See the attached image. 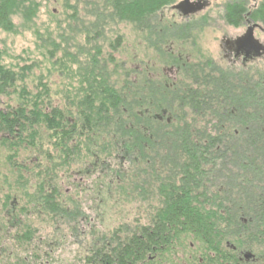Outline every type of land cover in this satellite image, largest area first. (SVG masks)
Listing matches in <instances>:
<instances>
[{"label": "trees", "instance_id": "trees-1", "mask_svg": "<svg viewBox=\"0 0 264 264\" xmlns=\"http://www.w3.org/2000/svg\"><path fill=\"white\" fill-rule=\"evenodd\" d=\"M79 1L93 19L83 22L78 7L71 8L67 20L84 23L75 55L70 38L52 40L48 32L35 31L53 66L48 76L74 79L73 89L55 97L48 77L33 73L40 62L21 68L0 62V146L8 160L21 150L34 155L29 163L11 164L16 183L28 193L27 206L52 222L69 216L71 201L62 196L61 180L64 175L69 181L72 166L90 158L79 173L107 171L97 177V185L108 183L113 192L103 207L109 200L156 202L148 204L143 222L119 226L102 237L103 246L93 241L88 264L147 260L148 252L160 253L164 245L170 261L188 244L184 259L247 264L241 251L264 250V72L252 69L254 64L226 67L177 51L190 39L191 23H163L159 13L176 0ZM223 10L228 25L240 27L249 18L264 28V0L250 9L229 2ZM39 11L36 0H0V31L12 33L16 18L33 24ZM121 22L133 25L153 47L148 67L146 61L133 70L118 56L123 37L109 38L105 30ZM171 66L177 79L156 71ZM1 193L0 227L5 215L17 216L15 195L9 189ZM82 219L79 211L71 219L78 225L73 234L80 232ZM196 241L193 250L189 242ZM260 255L263 260L264 252ZM256 259L251 264H260Z\"/></svg>", "mask_w": 264, "mask_h": 264}, {"label": "rangeland", "instance_id": "rangeland-1", "mask_svg": "<svg viewBox=\"0 0 264 264\" xmlns=\"http://www.w3.org/2000/svg\"><path fill=\"white\" fill-rule=\"evenodd\" d=\"M40 4V11L38 13L37 19L33 24H23L16 18V27L12 33L0 31V50L3 53L1 63L9 65H21L19 68L24 67L27 62L32 64L35 62H40L35 66L34 75L44 74L46 78L48 77L51 84L52 93L56 96H61L63 91H69L73 89V84L71 82L74 79H66L64 77H59L56 72L48 76L49 70L54 72L51 61H47L46 50H43L41 44L38 43L35 31L38 30L42 34H46L51 37L52 40H56L59 35L61 37L68 38L71 40L70 52L75 55L76 50L73 48L82 42L83 37L80 35L82 30L81 24L83 22L87 23L89 19H93L90 10H84L85 5L79 0H36ZM181 0H176L179 3ZM196 1V0H195ZM207 1V0H204ZM210 6L207 7L203 12L197 13L192 19L188 20L181 17L178 12L172 9V6L164 8L160 13V19L162 22L175 23L178 24H190V34L189 38L185 40V43L181 41L182 45L177 46V51L190 52L195 60L201 58H211L216 61L219 65L230 66L225 59H223V50L221 40L224 36L228 38L240 36L245 31V26L235 27L233 25H228L223 21V8L225 4L230 3H243L244 6L250 8L253 4L252 0H208ZM261 2V0H257ZM174 3V4H176ZM174 6V5H173ZM72 7H78L81 20L72 21L67 18L68 15L73 13ZM205 21V22H203ZM196 22V23H195ZM245 23V22H244ZM84 24V23H83ZM106 34L114 39L123 37V48L121 54L118 55L120 58L128 60V66L131 69L139 70L141 64L146 63V67L151 65L150 59L154 56L153 47L147 44L143 34L134 28L133 25L129 23L115 24L110 26L106 30ZM256 38L264 44V31L256 30ZM183 42V43H182ZM171 46H167V50L170 52ZM183 48V49H182ZM185 48V49H184ZM117 56V57H118ZM159 57V56H158ZM160 64H163V58L160 57L156 59ZM252 69L261 70L264 72V58L262 60L254 63ZM239 69V68H238ZM18 70V69H17ZM166 70V69H165ZM163 70V67L157 68V72H162L167 74L169 78L177 79V73ZM165 71V72H164ZM72 73V72H71ZM30 78H34L33 74H30ZM179 76V75H178ZM65 84V85H64ZM166 119V118H165ZM8 150H5L0 146V189H4V193L7 190H11V193L15 196L11 202L12 208L17 207V210H21L19 221L11 226L12 216L9 214L3 215L4 219L2 222L4 226L0 227V258L11 262V258L19 259L25 256L29 257L33 254L40 256L50 254L51 264H79L83 260L88 258L89 249L93 241L98 239L100 234L109 235L119 226H123L122 230L127 229L132 226L133 220L139 219L143 222L148 213V204L156 202L152 198L148 201L140 199L139 201L133 200H120V202H114V200L106 201L105 205L108 207H103L104 199H108V196L113 195L111 189L108 187V183L105 185H97L100 174H104L107 171L94 172L83 174L79 171L84 170V164L91 159H86L85 162H77L71 168V171H75L70 180H65L63 175V183L61 188L62 196L65 199L71 201L67 209L68 214L61 217L59 221H51L47 214L39 215L36 213V209L31 206H27L29 200L26 196L28 193L19 187L16 183L18 172L12 170L11 164L18 163H29L28 158L31 156L34 158L33 153L26 150H21L17 153V156L12 159H7ZM39 162V161H36ZM64 171V170H63ZM61 176V174H60ZM102 179V177H100ZM9 182V183H8ZM10 183L13 185L10 187ZM106 188H109L106 190ZM101 190L99 194L98 190ZM5 194L1 193L0 198H4ZM110 199V198H109ZM105 202V201H104ZM1 204V203H0ZM78 209V210H77ZM79 211L82 213L83 219L80 226V232L76 235L73 234L76 226L72 223V218ZM75 226V228H74ZM27 241V242H26ZM192 249H196L195 244L198 245V241L189 242ZM234 246L236 244L232 243ZM190 245L186 252H190ZM195 246V247H194ZM230 249V248H229ZM231 250V249H230ZM234 250V249H233ZM184 252V253H186ZM253 254L254 258H245L246 253ZM261 252H255L250 250H244L240 253V260L242 263L251 264L257 257L260 258L258 263L262 264L263 260ZM184 253L179 252L178 256L184 258ZM179 258H176L178 260ZM171 262L172 261L170 260ZM260 261V262H259ZM0 262V264H5ZM46 262H41L45 264ZM180 264V262H178ZM48 264V263H47Z\"/></svg>", "mask_w": 264, "mask_h": 264}, {"label": "water", "instance_id": "water-1", "mask_svg": "<svg viewBox=\"0 0 264 264\" xmlns=\"http://www.w3.org/2000/svg\"><path fill=\"white\" fill-rule=\"evenodd\" d=\"M256 3L257 0H252ZM208 7V2L203 0H181L174 4L173 10H177L183 17L197 15ZM264 31L258 22H250L244 33L235 39L222 38V47L233 51L236 57H242L244 63L254 62L264 58V44L255 37L256 30ZM253 254L246 253L245 258H252Z\"/></svg>", "mask_w": 264, "mask_h": 264}, {"label": "flooded vegetation", "instance_id": "flooded-vegetation-1", "mask_svg": "<svg viewBox=\"0 0 264 264\" xmlns=\"http://www.w3.org/2000/svg\"><path fill=\"white\" fill-rule=\"evenodd\" d=\"M193 1H195V0H193ZM207 2H208V7H209L210 6V2L208 0H207ZM251 6H250V8H251ZM250 8H248V9H250ZM178 14L181 17H183L180 14V12H178ZM249 16H250V13L247 14V17H249ZM183 18H185V17H183ZM192 18H193V16H189V17H186L185 20L186 19L190 20ZM249 21L250 22H253V20H250L248 18V19H246L245 23L243 22L241 24V26L247 27L249 25ZM245 30H246V28H245ZM237 37L238 36L228 38L227 36H224L223 38H227V39H230L231 40V39H235ZM222 50H223V54H224L223 59H225L230 66H233V67H243V66H247L248 64H254L255 62H257V60H254V62L244 63L243 62V58L242 57H236V54L233 51H229V50L225 49L224 47H222ZM167 69L170 70V71L176 72L175 67H173V66H171L169 68H166L165 71H167ZM12 212L17 213L16 218L14 217L12 219L16 223L17 221H19V218L18 217L20 216L21 210L20 211L19 210H13ZM103 236H104V234H100V236L97 239L96 245L103 246V241H102V237ZM165 248H166L165 245L164 246H161L160 247V253H157V252L156 253L148 252L147 253L148 259L147 260H142V261H138V262L127 263V264H169L170 261L166 257L167 256V253L165 252ZM150 249H151V247L149 248V250ZM159 255H161V258H158ZM163 256H164V258H163ZM175 259L172 260V261H175ZM11 260H12L11 262H9V261L4 262L5 260L0 258V262H4L5 264H41V262H43V263L46 262L45 264H47V263L48 264H51L50 263L51 262L50 254L44 255L41 258H40V256H37V255L33 254V255L29 256V257L25 256L24 258H20V260L19 259H15V258H11ZM186 260H188L190 262H198L200 264H205L204 263V258L203 257H198V256H197V258L189 257L188 259H184L182 257V258H179L176 261L177 262H180L181 264H186L185 263ZM99 261L102 262V263L104 262V260L101 259V258H100ZM79 264H88L87 263V258L85 260H83L82 263H79Z\"/></svg>", "mask_w": 264, "mask_h": 264}, {"label": "bare ground", "instance_id": "bare-ground-1", "mask_svg": "<svg viewBox=\"0 0 264 264\" xmlns=\"http://www.w3.org/2000/svg\"><path fill=\"white\" fill-rule=\"evenodd\" d=\"M253 256H254V255H253ZM253 256H252V258H254ZM252 258H250V259H252Z\"/></svg>", "mask_w": 264, "mask_h": 264}]
</instances>
